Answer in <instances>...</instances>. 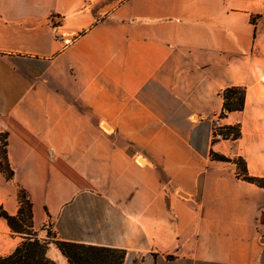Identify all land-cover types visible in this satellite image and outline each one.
<instances>
[{"label": "crops", "instance_id": "0c3cea01", "mask_svg": "<svg viewBox=\"0 0 264 264\" xmlns=\"http://www.w3.org/2000/svg\"><path fill=\"white\" fill-rule=\"evenodd\" d=\"M259 1L0 0V206L24 188L40 238L124 264H264V188L210 157L264 177ZM231 86L245 108L221 118ZM215 124L242 136L214 143ZM21 241L0 217L2 256Z\"/></svg>", "mask_w": 264, "mask_h": 264}, {"label": "trees", "instance_id": "16d2710c", "mask_svg": "<svg viewBox=\"0 0 264 264\" xmlns=\"http://www.w3.org/2000/svg\"><path fill=\"white\" fill-rule=\"evenodd\" d=\"M224 107L220 115L226 117L229 113L243 111L246 102V88L243 86H231L224 90ZM224 139H238L242 136L241 126H224L220 129ZM219 140L213 139V142ZM2 150L0 152V170L7 178L14 177V169L10 166L7 155V136H0ZM213 160L232 162L237 165V176L247 182L254 183L264 188V177L251 175L247 161L243 157H228L224 154L210 151ZM19 211L16 215L8 213L0 206V217L4 218L13 233L22 237V241L15 250L5 256H0V264H57L48 256V249L54 243L69 264H124L127 251L120 248H112L97 245L81 244L62 239L52 241L40 238L34 228L33 203L28 191L20 188L18 191Z\"/></svg>", "mask_w": 264, "mask_h": 264}, {"label": "rangeland", "instance_id": "374dc122", "mask_svg": "<svg viewBox=\"0 0 264 264\" xmlns=\"http://www.w3.org/2000/svg\"><path fill=\"white\" fill-rule=\"evenodd\" d=\"M263 0H260L259 1V6H260V11L257 12L256 14H253L251 16V21L253 24H255V27H256V37H257V40H256V48H258V44H259V41L260 39L263 37L264 38V2L262 3ZM263 48V52H264V44L262 46ZM263 139H264V132H263ZM2 145L0 144V152L2 150ZM51 246H56L54 243H51L50 244ZM50 247V246H49ZM6 254V251H3L2 250V247H0V256Z\"/></svg>", "mask_w": 264, "mask_h": 264}, {"label": "built area", "instance_id": "2783aa9c", "mask_svg": "<svg viewBox=\"0 0 264 264\" xmlns=\"http://www.w3.org/2000/svg\"><path fill=\"white\" fill-rule=\"evenodd\" d=\"M222 127H223V126H221V125H219V124H215V125H214V129H213L214 139H216V140L224 139V138H223V134L220 132V129H221Z\"/></svg>", "mask_w": 264, "mask_h": 264}]
</instances>
